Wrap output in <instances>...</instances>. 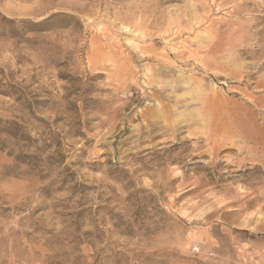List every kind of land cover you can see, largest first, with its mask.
Masks as SVG:
<instances>
[{
	"label": "rangeland",
	"instance_id": "1",
	"mask_svg": "<svg viewBox=\"0 0 264 264\" xmlns=\"http://www.w3.org/2000/svg\"><path fill=\"white\" fill-rule=\"evenodd\" d=\"M0 264H264V0H0Z\"/></svg>",
	"mask_w": 264,
	"mask_h": 264
},
{
	"label": "bare ground",
	"instance_id": "2",
	"mask_svg": "<svg viewBox=\"0 0 264 264\" xmlns=\"http://www.w3.org/2000/svg\"><path fill=\"white\" fill-rule=\"evenodd\" d=\"M263 17V16H262ZM254 27V26H253ZM139 31V30H138ZM140 34V33H139ZM260 38V37H259ZM131 40V39H130ZM221 75V74H220ZM261 91V90H260Z\"/></svg>",
	"mask_w": 264,
	"mask_h": 264
}]
</instances>
